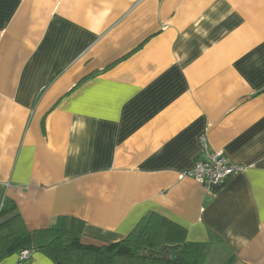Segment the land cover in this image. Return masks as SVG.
Wrapping results in <instances>:
<instances>
[{"label": "crops", "instance_id": "crops-1", "mask_svg": "<svg viewBox=\"0 0 264 264\" xmlns=\"http://www.w3.org/2000/svg\"><path fill=\"white\" fill-rule=\"evenodd\" d=\"M202 135L244 171L209 189L181 177ZM8 203L0 264H53L18 253L58 220L101 248L150 213L264 264V0H0Z\"/></svg>", "mask_w": 264, "mask_h": 264}, {"label": "trees", "instance_id": "trees-1", "mask_svg": "<svg viewBox=\"0 0 264 264\" xmlns=\"http://www.w3.org/2000/svg\"><path fill=\"white\" fill-rule=\"evenodd\" d=\"M13 211L10 203L2 207L0 215ZM20 222L19 215L6 223L19 236L14 243L22 240L21 231L15 228ZM41 240H35L30 248L42 252L53 264H212L220 262L221 253L229 254L228 264H233V256L221 242L190 243L185 240V231L175 223L158 214L144 217L134 230L123 240L101 248L85 246L81 243L83 227L80 223L58 220L48 229Z\"/></svg>", "mask_w": 264, "mask_h": 264}, {"label": "built area", "instance_id": "built-area-1", "mask_svg": "<svg viewBox=\"0 0 264 264\" xmlns=\"http://www.w3.org/2000/svg\"><path fill=\"white\" fill-rule=\"evenodd\" d=\"M202 149V157L198 159L191 172L181 177H189L196 183L209 189L212 186L221 185L230 177L244 171L243 167L232 165L221 152H211L206 145L205 136L199 138ZM32 249L21 250L18 253V262H27L32 258Z\"/></svg>", "mask_w": 264, "mask_h": 264}, {"label": "rangeland", "instance_id": "rangeland-1", "mask_svg": "<svg viewBox=\"0 0 264 264\" xmlns=\"http://www.w3.org/2000/svg\"><path fill=\"white\" fill-rule=\"evenodd\" d=\"M221 258V261L218 262H213L212 264H228L229 262V254L227 252H222L221 255L219 256Z\"/></svg>", "mask_w": 264, "mask_h": 264}, {"label": "water", "instance_id": "water-1", "mask_svg": "<svg viewBox=\"0 0 264 264\" xmlns=\"http://www.w3.org/2000/svg\"><path fill=\"white\" fill-rule=\"evenodd\" d=\"M18 237H15L14 239H17Z\"/></svg>", "mask_w": 264, "mask_h": 264}]
</instances>
